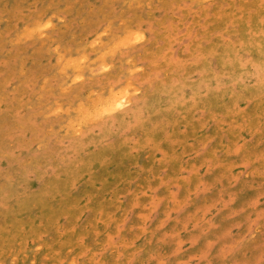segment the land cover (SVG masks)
I'll use <instances>...</instances> for the list:
<instances>
[{
	"label": "rangeland",
	"instance_id": "1",
	"mask_svg": "<svg viewBox=\"0 0 264 264\" xmlns=\"http://www.w3.org/2000/svg\"><path fill=\"white\" fill-rule=\"evenodd\" d=\"M0 264H264V0H0Z\"/></svg>",
	"mask_w": 264,
	"mask_h": 264
}]
</instances>
